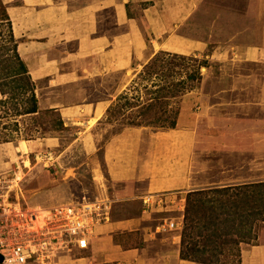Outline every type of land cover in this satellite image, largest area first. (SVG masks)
<instances>
[{
    "label": "crops",
    "instance_id": "0c3cea01",
    "mask_svg": "<svg viewBox=\"0 0 264 264\" xmlns=\"http://www.w3.org/2000/svg\"><path fill=\"white\" fill-rule=\"evenodd\" d=\"M242 1L239 18L210 8L208 40L225 30L221 26L229 38L226 46L214 47L210 61L264 65V0ZM0 2L11 21L17 52L36 84L39 110H53L63 126L78 135L76 143L83 141L93 182L100 174L110 184V221L96 229L87 258L76 264H200L180 258L179 232L147 235L151 221L172 214H143L140 202L147 195L166 194L179 200L168 210L183 211L185 195L199 189L190 177L201 122L191 109L196 95L183 96L174 129L130 127L111 136L102 146L101 164L93 160L98 138L88 126L105 117L120 92V79L113 82V74L126 71L134 58H144L148 39L160 41L171 54L205 50L203 38L186 32L192 28L199 33L196 27L207 0ZM260 122L264 129V120ZM59 139L53 135L45 144L56 148ZM27 143L31 150L37 146ZM118 204L128 207L115 210ZM124 234L132 239L124 241ZM241 254V264L249 258L264 263V244L243 248Z\"/></svg>",
    "mask_w": 264,
    "mask_h": 264
},
{
    "label": "rangeland",
    "instance_id": "374dc122",
    "mask_svg": "<svg viewBox=\"0 0 264 264\" xmlns=\"http://www.w3.org/2000/svg\"><path fill=\"white\" fill-rule=\"evenodd\" d=\"M242 5V0H207L202 7V11H205L203 20L196 27V30H200L199 33H195L192 28L186 32L191 36L203 38L206 44L203 52L182 55L207 63L206 67L199 69L201 81L188 92L189 95L195 94L197 97L191 109L193 113L200 114L201 119L190 173L194 187L197 186L198 190L264 181V129L260 124L258 126V123L264 120V65L244 64L239 60L231 63L227 59L210 61L209 55L214 47L227 45L229 38L224 32L227 28L221 26L225 30L214 34L211 41L206 36L211 18L210 8L215 7L218 12L226 10L229 17L235 15L239 18ZM0 36V40L7 45L8 29L5 23L0 25ZM168 49L174 48L169 46ZM160 51L167 52L166 48L160 45V41L154 39L152 43L148 39L147 55L144 58H134L126 71L113 74V82L116 83L117 79H120V92L116 97L127 88L143 65ZM41 118L42 123H34L29 117H16L17 132L12 126L14 119H0V170L9 166L13 171L19 168L20 187L27 204L34 207H51L74 201L83 193L91 197L97 193L106 194L113 200L110 184L105 176L96 175L95 183L93 182L92 170L82 149L83 141L76 143L78 135L75 136L69 128L56 126V113L43 114ZM89 125L88 132L91 131L93 136L98 138V151L93 160H99L100 164L104 143L123 129L130 128L115 112L109 116L106 114L98 123L91 121ZM29 135L32 137L29 138ZM53 135L60 138V145L56 148L45 144ZM3 139H7V142H2ZM30 141L36 143L35 149H29L27 142ZM20 142H25L28 148L25 155L17 151ZM26 160L30 161L33 168L31 171L25 166ZM127 207L125 204H118L115 210ZM184 211L185 200L182 213H174L173 216L182 217L183 222ZM157 221H151V224L147 225L148 229H153ZM182 229L183 226L180 235ZM122 239L129 241L132 236L124 234ZM260 244H264L263 224L257 230L256 239L240 247L241 250H248L252 245ZM89 252L90 250L76 253L73 258L85 259ZM206 257H210L209 254ZM85 263L86 260H82L78 264ZM246 264L264 263L249 258Z\"/></svg>",
    "mask_w": 264,
    "mask_h": 264
},
{
    "label": "trees",
    "instance_id": "16d2710c",
    "mask_svg": "<svg viewBox=\"0 0 264 264\" xmlns=\"http://www.w3.org/2000/svg\"><path fill=\"white\" fill-rule=\"evenodd\" d=\"M3 23L8 40L7 45L0 40V119L29 117L42 123L43 114L55 112L39 110L36 84L17 52L11 21L0 3V25ZM206 65L193 57L156 53L116 97L107 116L115 112L129 127L174 129L182 98L201 81L199 69ZM55 125L63 127L58 115ZM12 126L17 132L18 121ZM262 224L264 181L189 192L185 196L180 258L200 264H240V246L254 241Z\"/></svg>",
    "mask_w": 264,
    "mask_h": 264
},
{
    "label": "built area",
    "instance_id": "2783aa9c",
    "mask_svg": "<svg viewBox=\"0 0 264 264\" xmlns=\"http://www.w3.org/2000/svg\"><path fill=\"white\" fill-rule=\"evenodd\" d=\"M18 171L0 170V264H76L75 254L87 251L96 229L109 223L114 201L83 193L69 203L29 206ZM177 201L166 194L140 199L143 214H172L160 218L148 236L180 232L182 217L173 214L182 211L168 210Z\"/></svg>",
    "mask_w": 264,
    "mask_h": 264
},
{
    "label": "bare ground",
    "instance_id": "6f19581e",
    "mask_svg": "<svg viewBox=\"0 0 264 264\" xmlns=\"http://www.w3.org/2000/svg\"><path fill=\"white\" fill-rule=\"evenodd\" d=\"M17 151L18 152H22L23 155L27 154L28 153V148L26 146V143L25 142H20L19 146L17 147ZM29 162L26 160L25 166H26L27 169H29V171H31L33 168H32V166H31V164Z\"/></svg>",
    "mask_w": 264,
    "mask_h": 264
}]
</instances>
